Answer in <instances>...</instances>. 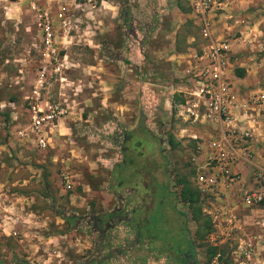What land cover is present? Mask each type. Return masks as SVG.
<instances>
[{"label":"rangeland","instance_id":"374dc122","mask_svg":"<svg viewBox=\"0 0 264 264\" xmlns=\"http://www.w3.org/2000/svg\"><path fill=\"white\" fill-rule=\"evenodd\" d=\"M114 1L118 5L116 13L113 17L109 13L106 22L110 35L103 37L98 33L103 24L98 15V7H102L99 0L93 7L83 4V0H0L1 224V215L7 214L6 226L0 227V264H184L154 238L167 237L172 242L171 238L178 236L183 241L184 221L194 244L196 264H238L232 239L212 245L208 241L210 230L204 234L206 223L211 225L206 211L226 205L222 196H198L193 205L200 209L197 218L178 197L180 177L195 188V161L201 155L197 143L204 144L209 133L180 122L174 115V106H166L162 99L165 94H181V70L187 55L198 48L197 30L188 16V6L184 0ZM171 4L181 11L175 38L172 34L168 37L165 31L167 15L173 14H166L165 8L173 12ZM32 6L51 16L55 46L65 62L61 73H51L40 87H36V75L43 56ZM124 8L129 10L125 23ZM223 11L238 20L230 31L222 27L229 20L226 17L215 22L217 30L223 28L228 42L242 36L243 24L255 22L257 29L252 32L260 30V34L242 37L239 41L243 39V45L235 47L237 51L231 55L233 74L239 66L247 70L237 81L242 97L247 96L264 89V0H231ZM61 16L69 21L65 33L59 26ZM87 30L92 32L90 42L84 35ZM189 36L194 38L190 43ZM130 41L135 45L131 51ZM174 48L184 55L179 64L167 60ZM101 59L111 63L110 72L99 68ZM113 60L128 69L115 70ZM108 73L113 78L121 73V80L131 76L135 88L132 109L123 117L120 131L109 129L110 125L103 127L90 111L98 106L102 92L99 85L103 74L106 77ZM34 89L49 103L67 97L78 102L73 112L68 114L67 110V117H61L57 129L44 128L45 145L41 148L28 129L25 97H30ZM85 98L92 99L85 102ZM136 111L140 122L133 125ZM259 121L262 131L264 120ZM142 127L165 140L152 153L147 149L154 142L144 137L148 132L144 133ZM179 127H185L186 132L179 131ZM193 133L196 139L189 137ZM168 134L174 146L169 145ZM136 140L141 143L140 154L133 150ZM156 148L162 151L167 164L154 155ZM252 168L250 165L248 176ZM62 172L71 175V189H64ZM146 177L147 198L141 189ZM162 181L172 194L160 186ZM246 182L242 183L244 187ZM144 210L150 213L152 238L135 225L136 215ZM211 247L215 252L208 259Z\"/></svg>","mask_w":264,"mask_h":264},{"label":"built area","instance_id":"2783aa9c","mask_svg":"<svg viewBox=\"0 0 264 264\" xmlns=\"http://www.w3.org/2000/svg\"><path fill=\"white\" fill-rule=\"evenodd\" d=\"M184 1L197 28L198 48L187 55L185 67L181 70L184 89L178 94L174 115L182 123L210 130L202 162L195 168L194 183L200 197L218 196L223 190H230L235 184L241 183L242 177L235 169L236 165H252L250 187L242 189L238 198L243 206L256 208L264 204V162H252L250 144L253 126L249 121L250 117L255 122V117L264 120V91L258 90L241 97L233 89L230 48L226 39L216 34L213 20L216 13L224 10L226 0ZM83 4L93 7L95 0H83ZM32 8L35 10L43 56L36 75V87H40L51 73L60 74L65 62L62 56L59 57L55 46L51 16L47 11L34 6ZM68 24V18L61 16L59 26L62 33L66 32ZM40 96L39 91L34 89L32 95L25 99L28 129L34 135L36 145L41 148L45 145V137L42 136L44 128H52L56 120L67 113V106L64 100L49 103L41 100ZM189 137L197 138L195 134ZM71 178L67 172L61 173L64 189L72 188ZM206 212L213 227L208 234V241L212 245L232 239L235 245L234 260H238V264H246V261L264 264V215L256 221L260 233L254 240L238 235L241 227L232 211L218 206Z\"/></svg>","mask_w":264,"mask_h":264},{"label":"crops","instance_id":"0c3cea01","mask_svg":"<svg viewBox=\"0 0 264 264\" xmlns=\"http://www.w3.org/2000/svg\"><path fill=\"white\" fill-rule=\"evenodd\" d=\"M226 2H227V5L225 6L224 10L228 8V4H229V2H231V0H226ZM100 5H102V7L101 6L98 7V10H99L98 15H100V17L102 18L103 24L101 25V28H98V33H102L99 36L108 37V35H110V34H108L109 33V24H106V22L109 21L108 20L109 13H111L110 17H113V14L115 15V13H116L115 11H116L118 5H117L116 1H114V0H102ZM171 7L173 8L172 9L173 12H169L170 7L165 8L166 14H172L173 13L172 14L173 16L167 15V17H168L167 18V20H168L167 28L168 29H166L165 31H166V34L169 35L168 37H170V35L172 34L173 37L175 38L176 34L178 33L177 28L179 27V25H178L177 21H179V15H181L180 14L181 11H179V9L177 8V6L175 4H171ZM101 9H104V10L101 11ZM175 10H177L178 13H176ZM128 12H129V10H128ZM188 16L191 19L190 12H189ZM217 16H218L217 20H216V18H213L214 30L219 37L224 38V36H223L224 32L222 31L223 28H220L221 31L217 30L219 28L216 26L215 22L220 21V19L222 17H226V19H229V20L222 27H224L227 31H230L233 29L231 27L235 26L237 24L238 20L235 17L232 18L231 15H224V11L216 13V17ZM245 17L249 18L248 15ZM174 24H176V25H174ZM192 24L194 26H196L193 21H192ZM255 25H256L255 22L251 23L249 26H248V24H243L242 29H240V33L242 35L241 37L238 36V37L232 38L231 40H229V42L226 39L228 46L230 48L231 55L236 53L237 48H235V47H238L239 45H243L242 43L244 42V40L242 39L241 41H239L242 37H246V36L254 33V32H252L253 29H257V27H255ZM196 30H197V28H196ZM256 34H260V30L259 31L257 30ZM256 34L254 33V35H256ZM84 35L87 36V38L89 39V40L87 39V42H90L92 32L87 30L86 32H84ZM189 37L190 38L188 41L190 43V42H192V40L194 38L192 36H189ZM174 38H172L173 39L172 42H174V40H175ZM105 46H106V44H105ZM128 47H129V50L131 51L135 47V45H132V42L130 41L128 43ZM173 47H174V45H173ZM188 49H190V47ZM261 49H264V46ZM116 50H117V48H116ZM182 58H184V55L182 53H179L178 50L176 48H174V51H171V54L168 56L167 60L169 62L170 61H176V64H179L180 59H182ZM102 60L103 59H101V61ZM171 63L172 62H170V64ZM133 65H135L137 67L138 63L136 62ZM87 66L92 67L89 64ZM98 66L101 70H103V71L106 70V72H110L109 66H111V63L105 62L103 60L102 64H99ZM112 66L115 70H117V69L119 70V69H123V68H125V70L128 69V66L122 67L121 63L118 60H113ZM231 67H232V63H231ZM239 68L243 69V75H244V72L247 71L246 68H243L242 66H239ZM119 76H121V73ZM119 76H117L116 78H113L112 76H109V73H108V74H106V77H104V74H103V80L101 81V85H99V87L102 89V92H101L100 97L98 99V106L95 109L94 108L90 109V111L93 110L94 114L99 118L98 123L100 125H102L103 127H107L108 125H110L109 129L113 127V130H116V131L117 130L120 131L119 128L122 125V121H123L122 119L126 114H128L129 110L132 109V103H134L133 99H135V96H136L135 88L132 87L133 86V82H132L133 80H132L131 76L128 79L123 78L122 80L120 79ZM241 77L235 76L231 70V83L233 85V89L242 97V94L240 93V88L237 86V81L241 80ZM111 78H113V79H111ZM156 80H158V79H156ZM108 81L110 83H107ZM151 84L153 85V83H151ZM154 85H155V83H154ZM258 90L264 91V89H257L254 92H256ZM176 96L179 97L178 95H176V93H173L171 95L165 94L164 97L162 98L164 104L168 107L170 106V104H172V106H174L178 100V98ZM243 97H246V96H243ZM40 98H41V100H46L43 96H40ZM159 98L156 100H159ZM91 99L92 98H85L84 101L85 102L91 101ZM62 100H64V103L67 106V110H69L68 114H69V112H73L72 109L78 107L75 105L76 103H78L77 99H74V98L70 99L67 97V98H62ZM137 111L133 113L134 114L133 121H132L133 125H136L138 122H140V120L138 119ZM88 114H89V116H92L91 113H88ZM64 117H67V115ZM79 117L81 118L82 115H79ZM255 120H256V122L253 120V117H250V121H249V123L252 124V126H253V137L251 138V144H250V149L253 152L252 162L256 163V164H262L264 162V130L261 131L262 126L260 124L258 117H255ZM60 121H61V118L57 119L55 125L52 128L57 129V127L60 125ZM134 121H135V124H134ZM111 125H113V126H111ZM52 128H49V130H51ZM200 128H202V130L204 132H209L208 135L210 134L209 129L203 128V127H200ZM178 129H185L184 130L185 132L187 130L185 127H179ZM197 144H198L197 147H198L199 152H200L199 154H201V155H200V157H198V160H197L198 162L195 161L196 166L201 164L203 156L205 154L204 152H205V146H206L205 143L204 144L197 143ZM235 169H237L239 171V173L242 177L241 178L242 181L240 183L241 185L237 183L233 186L232 189H230V190L225 189V190H223L222 194H219L216 197L219 199L220 196H222L221 200L226 201L227 203H226V205L222 204L219 206L222 207L223 209H228L229 211H232V213H234V215L236 216L237 222L240 224V227H241V230H240L238 235H240L241 238L248 237V238H252L254 240H257L258 235L260 233V230H259V227H258L256 221L259 220L261 215H264V204H261L260 206H258L256 208H254V207L247 208L240 203L238 196H240L242 189H246V188L250 187L251 178H250V176H248V172H247L250 169V166L248 164H244V165L238 164L235 166ZM245 173H247L246 174L247 177L245 176ZM245 180H247L246 183H248L247 187H244V185L242 184V183H245ZM193 181H194V178H193ZM194 187L197 189V186L195 185V183H194ZM197 191H198V189H197ZM199 196H200V194H199ZM214 208H217V207H214ZM1 216H4V217L2 218L3 224L0 223V227L4 229V227L6 226L5 222H6L7 214L1 215ZM212 229H213V227H212V223H211L210 232L212 231ZM250 264H255V263L251 262Z\"/></svg>","mask_w":264,"mask_h":264},{"label":"flooded vegetation","instance_id":"af4514ba","mask_svg":"<svg viewBox=\"0 0 264 264\" xmlns=\"http://www.w3.org/2000/svg\"><path fill=\"white\" fill-rule=\"evenodd\" d=\"M142 131H144V133L148 132L151 139L154 140V142L156 143V146L158 145V148L161 145H163V142H165L164 139H163L164 140L163 141L161 137H155L152 133H150L148 130H146L143 127H142ZM140 147H141L140 141H138V140L135 141V144L133 146V150L137 154L141 153ZM148 152H150V151L148 150ZM156 155L160 156L159 158H160L162 164H164V162H165V164H167L166 157L162 154V151L157 150V148H156ZM146 181H148L147 177L144 179V184H142L141 189H142L143 197L147 198L149 196V194H148L149 187H148ZM165 181H162L160 186H162L163 189H165V191L172 194V192L170 190L165 188V185L163 183ZM145 182H146V184H145ZM159 201H161V200L158 199V202ZM149 218H150V213L148 212V210H144V211H142L136 215L135 225L138 227V229L142 230V232L145 234V236L147 238H152V236L150 235V231H149V227H150V219ZM94 224H96V223H94ZM185 224H186V222L184 221V223H182V228H181V234L184 235L183 238L181 235V239H183V241H181L180 237H178V236L177 237L173 236L171 238L172 242L167 237H158L157 235L156 236L154 235V238L157 242H159V243L161 242L160 247H162V248L166 247L169 250V252H172L171 254L174 255V257L176 258V261H182L184 264H195L196 259H195V252H194V244L192 241L191 234L187 230Z\"/></svg>","mask_w":264,"mask_h":264},{"label":"trees","instance_id":"16d2710c","mask_svg":"<svg viewBox=\"0 0 264 264\" xmlns=\"http://www.w3.org/2000/svg\"><path fill=\"white\" fill-rule=\"evenodd\" d=\"M180 9V7H179ZM182 9V8H181ZM189 10V8L187 9ZM128 20V10L127 8H124V11L122 12V22L125 23ZM234 74L238 77H241L243 75V69L241 68H235L234 69ZM3 117L5 119H7V115L3 113ZM144 137L148 138L149 140H151L152 142H154V140L151 139L149 134L144 135ZM133 139V138H132ZM136 139H138L136 137ZM167 140L169 142V145L174 146L173 144V138L171 134H168L167 136ZM137 141V140H136ZM156 147V143L154 142V144L149 147L147 151L149 150L152 153V150H155ZM156 156V153L154 154ZM178 183L181 185L179 190H178V197L182 202H186L189 205V208H191V216L194 218H197V216L200 215V209L199 206H193L194 204H196L198 201V196H199V192L197 191L196 188H193L190 186V184L188 183V181H186L184 178L180 177L178 179ZM64 219H73V217H69V216H62ZM206 227L204 228V234H206L207 232H209L210 230V226L209 223H206ZM199 235V233H197ZM215 252V248L211 247L209 248V251L207 253V258L209 259V257H211ZM20 263V262H19ZM18 263V264H19ZM196 264V262H195Z\"/></svg>","mask_w":264,"mask_h":264}]
</instances>
